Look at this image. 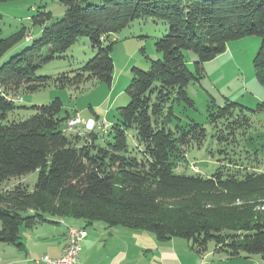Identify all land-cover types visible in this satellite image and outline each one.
Returning a JSON list of instances; mask_svg holds the SVG:
<instances>
[{
  "label": "trees",
  "instance_id": "1",
  "mask_svg": "<svg viewBox=\"0 0 264 264\" xmlns=\"http://www.w3.org/2000/svg\"><path fill=\"white\" fill-rule=\"evenodd\" d=\"M6 1L15 0H0ZM60 1L64 16L48 24L52 12L39 10L32 20L42 27L40 37L0 66V242L23 249L22 226L33 228L60 217L146 230L160 240L183 237L202 254L213 241L215 251L228 257L264 258V209L250 203L264 198V170L232 157L209 176L178 170L190 149L202 146L208 135L203 124L180 115L195 107L187 88L200 78L205 62L225 53L229 41L258 35L262 44L254 66L264 85V0ZM148 19L169 26L155 43L161 57L151 60L148 70L133 67L126 89L130 102L118 108L117 121L103 133L105 145L96 143L101 135L96 129L64 131L77 113L64 112L60 98L30 106L34 113L27 118L10 117L18 108H28L17 105L21 90L51 85L80 89L89 81L111 84L115 35ZM27 31L23 26L0 39V61L30 39ZM82 36L97 49L93 58L56 77L37 74ZM188 51L197 55L196 73L189 69ZM214 106L209 114L212 136L234 146L238 136L249 133L250 114L264 111V101L253 109L235 101ZM33 171H38L33 190L23 182L2 188Z\"/></svg>",
  "mask_w": 264,
  "mask_h": 264
},
{
  "label": "rangeland",
  "instance_id": "2",
  "mask_svg": "<svg viewBox=\"0 0 264 264\" xmlns=\"http://www.w3.org/2000/svg\"><path fill=\"white\" fill-rule=\"evenodd\" d=\"M39 10L52 12L53 17L48 22V24H52L64 16L66 7L60 0L0 2V39L11 36L23 26L27 28L28 35H31L30 39H24L8 51L1 59L0 66L40 37L42 27L34 25L32 20V17L36 16ZM168 32L169 26L164 20L148 19L132 22L115 35L118 40L114 44L112 52L114 70L111 84L89 81L81 85L80 89L51 85L36 92L27 93L21 90L17 96V105L28 108L20 107L11 113L10 117L27 118L34 113L29 108L30 106L48 104L54 99L60 98L64 104V112L68 111L72 114L79 112V116L88 118L86 121L89 128L93 126V121H97L93 109L100 113L104 112L110 124L115 123L119 117L118 108L126 106L130 102L126 89L134 76L133 67L148 70L151 60L161 57L155 46L156 41ZM261 44L262 38L258 35L245 36L229 41L226 52L213 60L205 62L200 78L193 79L189 83L187 91L194 101L195 107L184 112H182V108H177L176 112L179 114L181 111L180 115L184 120L191 118L203 124L208 135L202 146L190 149L187 161L179 164V171H185L186 173L200 171L203 175L209 176L222 163L229 162L231 157L264 170V111L252 112L253 114L250 112L252 126L246 136H238L239 144H236V146L219 142L212 136L213 126L209 118L210 109L215 111L214 105L223 106L228 101H235L253 109L264 101V85L259 81L254 66V59ZM96 53L97 49L93 47L91 39L88 36H82L65 53L44 64L37 71V74L56 77L60 73L79 68L93 58ZM187 54L189 69L196 73L194 61L197 59V55L191 51H188ZM101 119L102 117L99 118V120ZM80 131L82 132L83 128L71 130L67 134L71 132L75 134ZM96 131H101L96 143L105 145L107 136L103 137V135L107 134V131L98 128H96ZM132 134L133 131H130L129 144L131 147L135 145ZM37 179L38 171H33L20 178H12V180L3 184L2 188H12L15 184L23 182L29 186L30 190H33ZM263 202L264 198H252L250 201L252 204H257V209L259 206L264 209ZM67 219L73 223L77 222V224L84 221L75 218ZM1 228L2 222L0 220ZM23 229H25L24 226L21 231ZM1 245L4 246V244ZM210 245L214 247L215 243L212 241ZM10 246L14 247L13 257L19 253L26 257L24 248L20 250L14 245ZM1 250L0 248V254ZM42 256L31 257V263L36 264L33 259Z\"/></svg>",
  "mask_w": 264,
  "mask_h": 264
},
{
  "label": "crops",
  "instance_id": "3",
  "mask_svg": "<svg viewBox=\"0 0 264 264\" xmlns=\"http://www.w3.org/2000/svg\"><path fill=\"white\" fill-rule=\"evenodd\" d=\"M93 112L97 121H93L90 128L88 123L82 125V132L96 129L99 118H106L104 112L94 109ZM76 113L79 115V112ZM51 219L52 222H42L33 228L24 226L22 231L20 229L26 257L22 253L13 257L15 251L10 246L12 244L0 242V246L4 244L0 247V264H32L31 257L41 255L60 257L66 244L69 225L87 230V236L82 241L79 264H198L202 261L206 264H264V258L259 254L228 257L224 252L215 251V246L210 244L208 251L202 254L192 246L190 240L183 237L160 240L149 231L121 225L109 227L103 222L88 224L83 221L77 224L67 218Z\"/></svg>",
  "mask_w": 264,
  "mask_h": 264
},
{
  "label": "built area",
  "instance_id": "4",
  "mask_svg": "<svg viewBox=\"0 0 264 264\" xmlns=\"http://www.w3.org/2000/svg\"><path fill=\"white\" fill-rule=\"evenodd\" d=\"M84 124H87L86 119L77 115L67 121V124L64 126V131L68 133L71 130H77ZM96 126L98 129L104 130L106 132L110 124L105 117H102V119L99 120V124L97 123ZM67 234V241L60 257H50L49 255H43L41 258L33 259L35 263L79 264V254L82 251V241L87 236V230L83 227L69 225ZM198 264L206 263L202 261Z\"/></svg>",
  "mask_w": 264,
  "mask_h": 264
}]
</instances>
